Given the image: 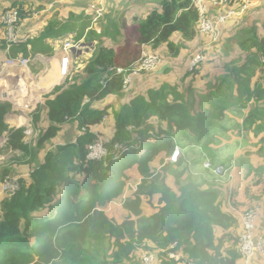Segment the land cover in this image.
Here are the masks:
<instances>
[{"label": "trees", "instance_id": "obj_1", "mask_svg": "<svg viewBox=\"0 0 264 264\" xmlns=\"http://www.w3.org/2000/svg\"><path fill=\"white\" fill-rule=\"evenodd\" d=\"M17 4L13 7L20 6ZM160 4L161 9L153 10L146 19L130 26L123 23L124 40L116 49L102 45V37L109 36L113 23L101 33L90 31L87 44L95 36L99 43L84 75L54 88L56 97L46 102L50 125L42 130L35 147L26 142V127L13 128L5 121L12 105L0 101V138L7 132V146L20 151L28 164L36 161L38 152L64 124L77 122L82 131L75 142L49 150L44 161L33 167L30 179H19L20 188L0 200V264H143L137 256L139 249L156 250L159 264H239V220L223 210L221 190L215 185L203 187L202 178L191 175L182 156L173 164L177 192L162 181L157 186L156 213L143 215L142 203L148 194L144 185L124 202L129 217L123 222L118 223L105 210L122 194L128 168L137 164L146 178L150 163L161 152L170 156L177 144L197 147L215 139L213 132L222 126L231 108L245 109L251 104L245 121L264 118V107L258 105L264 101V63L260 59L264 36L253 29L239 31L228 41L224 37L218 44L215 56L223 59L224 75L215 77L206 92L193 93L192 88L163 83L134 96L120 109L92 107L108 96L123 95L124 77L116 69L131 71L142 58L144 45L158 48L166 44L169 53L178 56L184 44L173 42V34L181 33L185 41L197 37L199 13L193 0H161ZM18 11L22 18L29 15L22 8ZM82 20L77 15L62 22L51 20L37 37L12 43L2 40L0 50L9 47L12 57L51 54L45 40L77 29L76 40H80L90 24ZM234 44L237 56L231 53ZM196 70L197 66L192 73ZM110 108L115 131L110 140H104L90 127L101 123ZM38 112L35 124L40 119ZM99 139L107 154L89 159L88 146ZM252 180L261 189L252 192L245 188L244 199L250 205L264 199V173L255 171ZM170 254L181 257L175 260Z\"/></svg>", "mask_w": 264, "mask_h": 264}, {"label": "rangeland", "instance_id": "obj_2", "mask_svg": "<svg viewBox=\"0 0 264 264\" xmlns=\"http://www.w3.org/2000/svg\"><path fill=\"white\" fill-rule=\"evenodd\" d=\"M17 1H26V3H23L19 7L15 6V8H22L24 11L26 10L29 11V13L31 14L33 13L32 16L27 17L24 21V18L21 17L22 22H24V25L22 27V33L28 36V34H36V29L38 28V25L43 19L45 20L47 18V15L50 13L52 14L50 20H58L61 22L67 19L65 16H67L69 12H73L70 13V15H82L83 17H88L89 22L90 18H93V22L95 19L98 20L101 18L100 21H103V24H106L108 21L109 23L111 22L110 20H112V17H115L120 18L119 20L123 21V23H127L131 21L135 13H141V9L145 5H152L154 4L155 0H93L88 3L83 2L82 0H75L66 4L65 8L62 11H60L58 8L57 10L51 12L44 11V9L47 8V0ZM145 1L147 3L141 5L142 2ZM0 3L2 7H6L10 3L12 4V0H0ZM38 6H42L43 9L37 11ZM238 8L239 6L237 5V9ZM32 9L35 10V12H32ZM224 10V6H213L211 12L214 11L215 13L211 14L213 16H217ZM258 13L264 14V0H261L258 5L250 7L248 13L241 14L236 18L230 19L228 23L222 25L220 27L219 38L217 40H214L212 37L199 34L200 37L197 38V41L187 43L185 40L183 41L180 36H175L174 40L177 41V43L184 44V47L181 48L180 55L172 56L169 52H166L165 49L159 50L157 54L160 55L161 62L163 61L162 65L159 67L157 66L158 68L152 72L141 74L137 82L129 88L130 90L128 89V93L130 94V92L138 91L139 89L145 92L146 88H159L163 83H176L180 87L188 85V79L182 81L183 77L185 76L184 73L186 71H189L190 69H193L195 66H197L198 70L201 69L199 68L201 66L205 67L201 73L202 75H207V69H214V67L218 65H212V67L209 66V63L212 62L211 60L215 59V52L218 48V44L221 43L223 41V38L229 33H231L233 30H235L239 25L245 23L246 19L256 17ZM141 20L143 19H139V21ZM260 21H264V16ZM260 21H258L257 28L260 32H263L264 27ZM22 33L21 35H23ZM30 37L34 38V36ZM118 40L120 39L118 38ZM85 46L87 47L86 44ZM92 49L93 46L89 48V52ZM4 59L5 57L2 58V61ZM196 59L199 60L193 64ZM37 60L38 59L31 58V65L29 66V69L33 72L37 84H39L40 87L45 88L47 87L45 83L39 82L41 79V74L39 73V71H41V69L43 68L46 69V73H51V63L50 61H47L44 63V66H41L40 62ZM81 63V61L75 63L74 69L79 68ZM57 81L59 85L55 84L53 86L54 88L56 86H60V84L63 85L61 81H59V77ZM48 84L51 85L50 82H48ZM53 91L51 92L50 90H45V93L42 94V97L46 99V97L52 96ZM13 93L17 94L16 92H12V94ZM24 102L26 103L25 105H23V107L25 109H29L30 105H34L35 100L33 99V102L32 100H26ZM115 102L117 103L116 106L120 108V101L117 100ZM258 105L259 107H264V101H262ZM252 106L253 105L250 104L245 109H239L236 107L231 108L227 113V119L222 123V126L213 132V134H215V139H212L211 141L207 139L203 142L202 145H197V147L193 145L187 146V142L185 144V146L187 147L177 144V146L180 147L182 153L185 151V149L193 147L191 154V160L195 162L193 173H200L194 177L201 175V182L208 183L210 185H221V183L227 182V179L230 175H233V181L236 186L238 184L239 186H244L245 188L247 185V187L252 192H255L256 190L259 191V189H261V186H253L251 176L249 177L250 171L257 165H261L264 162V140L258 138L260 134L264 135V118H258L255 120V122L245 121L246 116L248 115ZM31 108L32 107H30L29 110H31ZM33 109L34 108H32L31 112L33 111ZM16 113L21 115V118L23 116H26L25 120H23L19 124L9 121V126L13 128H19L23 126L29 128L27 131L28 133L26 140L28 141V143H30L32 147H35L37 145L42 130H36L34 127L33 129L32 127H30V123L32 121L31 113H28L26 111H18ZM28 117L29 119L31 118L30 123ZM42 125L46 127V123L43 122ZM110 125L111 122L109 121V124H106L103 127L106 132H104L105 134L104 136L102 135L101 138L104 140H108L106 137H108V133L110 132ZM75 128V126H71V128L64 130V132H62L56 139L46 142L43 146V149L38 152L36 161L32 164L27 163V157L22 156L20 151L12 150L7 146L8 133L5 132L0 138V184L5 177H13L18 179H20L21 177H27L29 168L35 166L39 162L44 161L45 155L51 147L56 146L59 143H66L70 142L71 140H74ZM205 156H208L211 160L216 163H220L221 161L226 162L224 164L226 171L223 177H216L212 174L203 175V173L201 172V163ZM152 162L153 163L150 164L148 176L145 179L141 178L140 181L137 180L140 177L139 174H141L138 172V170L137 172L134 171L133 174L127 175L128 172H131L135 168L137 169L136 166L133 165L134 167L131 166V169L128 168V171H125L127 179L130 178L128 179L129 185L136 184L139 182L143 184L145 182H148V194H146L145 199L147 201H152L151 203L148 202L151 206L152 204H156V193L158 191L157 186L159 187L160 183H162V180L164 179V181L166 183L168 182L169 185L173 184L171 170L169 169L168 171H165L169 168V166L167 165L165 166V168H162V166H160L159 164V158L153 160ZM166 163H168L167 158ZM141 175L144 176L143 174ZM1 198L2 196L0 195V199ZM233 198H235V196H233ZM121 199L122 197L116 198L115 200H113L115 201V203H113L109 207L107 206L106 208H108L109 215L113 217L112 219H114L115 221L117 220L122 222L127 217V211L126 208L123 207V204H121ZM254 207H257L256 203L250 205L247 209H251ZM145 208L146 215L152 214L154 211L148 206L147 202H145ZM150 246L152 247L151 244ZM151 252H153L156 257V253L154 251Z\"/></svg>", "mask_w": 264, "mask_h": 264}, {"label": "crops", "instance_id": "obj_3", "mask_svg": "<svg viewBox=\"0 0 264 264\" xmlns=\"http://www.w3.org/2000/svg\"><path fill=\"white\" fill-rule=\"evenodd\" d=\"M73 1H75V0H47L46 1L47 8H45L44 11L45 12H51V11L57 10L58 8H59L60 11H62L65 8V5L66 4H68L70 2H73ZM82 1L88 3V2L93 1V0H82ZM260 1L261 0H251L250 7H253V6L258 5L260 3ZM15 2H18L19 3V4H17V6L18 5H21L23 3H26V1L12 0V4L10 3L6 7H2L1 6V3H0V16H1L2 12H4L5 10H7L10 7H13V3H15ZM160 2H161V0H155L154 1V4H152L150 6L149 5H145L141 9V13H135V15L132 17L131 21L127 22L126 24L128 26H130V25L134 24L136 21H139V19H146L147 16L153 10H155V9L160 10L161 9ZM146 3H147L146 1L145 2H142L141 5L146 4ZM205 3L208 5V7L210 9V12H211V10L213 8L212 3L209 0H207ZM38 8H37V11H40V10L43 9L42 6H38ZM248 10H247L246 13H248ZM32 12H35V10H33ZM70 13H73V12H69L68 15L65 16L67 19H69ZM211 13H215V12L212 11ZM32 15H33V13L32 14L29 13V15L27 17H30ZM51 16H52L51 13L48 14L47 15V18L45 20L43 19L44 21L42 20L40 22V24L38 25V28L36 29V34H34V35H29L28 34V36H26V35H24L22 33V31H23L22 27L24 25V22H22V24H21V29H22L21 30V33L23 34V36L26 39V40L24 39L23 41H27V39L31 38L30 36L37 37L39 35V33L51 21L50 20ZM78 16H82V15H78ZM238 16H235L233 18H236ZM263 16H264L263 13H258L256 15V17H251L249 19H246L245 23L239 25L235 30H233L231 33H229L227 36H225L226 37L225 40L228 41L229 37L237 35V33L239 31H242V30L243 31H248L250 29H253L259 36H264V31L263 32H260L259 29L257 28L258 21L262 20ZM26 18H24L23 21ZM83 19H84V21L86 23H90L87 26V28L84 30V34H83L82 38L80 40H78V41H81V43L84 46H85V43L88 42L86 40V38L92 36V34L90 33L91 30L92 31H95L96 33H101L102 30H103V28L105 26H109L112 23H113L114 26L113 27H110V34H109V36H103L102 37V42H103L102 45L103 46H106V47H113V48L116 49L118 47V45L123 42V40H124L123 37L125 35V33H124L125 30L123 28L124 27L123 21H120L119 20L120 18L112 17V20H110L111 22L109 23V21H108L106 24H103V21H100L101 18L98 19V20L95 19L94 22L92 21L93 18L92 19L91 18L89 19L90 22L88 21V17H83ZM66 20H64V21H66ZM84 21L82 20L80 22H84ZM260 22L263 24V27H264V21H260ZM35 23H36V21H35ZM226 23H228V21ZM0 29H1V31H0V42H1L2 40H6V28L2 24L1 19H0ZM28 33H29V31H28ZM79 33H80V30L77 29V31L76 30H73L70 33H67L66 35H64L62 37H57V38L50 37V38H47L45 40V44L52 49V53L51 54H48L47 52H44V53H38V54H36L34 56L30 55L31 57L28 56L30 59L31 58L38 59L37 61L40 62L41 66H44V63L45 62L50 61V63H51V68H50L51 69V73H49V74L46 73V69H43V68L41 69V71H39V73L41 74V76H40L41 79H40L39 82L40 83H45V85L47 87H45V88L43 87L42 88V87H40L39 84H37L36 78L34 77L33 72L30 71L29 67H27L25 69H22L23 72L20 73V75L24 76L23 79L28 83L27 84V88L33 90L34 87L36 86L37 89L35 91L36 92L37 91H40V93H39V95H35V103H34V105H31L32 108H34L32 112H31L32 108H31V110H29L30 109V106H29V109H25L23 107V105H25V103H26L24 101H20V105H18L17 107H15V106L12 105L11 111L9 113H7V115L5 117V121L7 123L10 121V122H15V123L19 124L20 122H22L23 120H25L26 116H23L21 118V115H19L16 112H18V111H26L28 113H31V117H32L31 123H30L31 118L29 119V117H28V120H29V123H30V127H32V129L34 127L36 130H43L42 128L46 129L50 125V123L48 121L49 107L47 106L46 102L49 99H51V100L54 99L56 97V94L53 93L52 96L46 97V99H44L42 97V94H44L45 93V90H47V89L50 90L51 92L54 90V87L53 86L55 84H58V81H57L58 80V77H59V81H61V83L64 84L65 82H68L70 80L71 81L74 80L77 76L81 77L82 75H84L85 68L87 67L90 59L93 56L94 50H95L97 44L99 43V40H98L97 36H95V40L89 42V43H91V42L93 43V49L90 52H89V48H87L86 46L84 47L83 50H77V51L76 50H73V58H72V63H71V72L72 73H71V76L68 77L67 79H65V81L63 82L62 79L60 78V75H59V68H60L61 58H62V45L67 40L77 41L76 38H77V35ZM73 36H74V38H73ZM175 36H180L181 39L184 41V38H182L181 33H175L171 37V40L173 42H175L176 44H178V43H177V41L174 40V37ZM198 37H200L199 34H197V37L194 40H192V41H186V42L187 43L195 42V41H197V38ZM118 38L120 40H118ZM28 46H29V48L31 47L30 45H28ZM233 47L235 49V52H231V53H233L234 56H237V54H238L237 44H234ZM161 49H165L166 52H169L166 44L161 45L158 48H153V46H151V45H144L143 46L142 57L144 55H149V54H156V55H158L157 53ZM180 53H181V50L179 52V55H180ZM19 56H21V55H19ZM158 56H160V55H158ZM3 57H5V59L2 61V58ZM9 57H12L11 56V53H10V48L9 47H7V49H5V50H0V65H2ZM78 61H81L82 63L80 64L79 68H77V69L75 68L74 69V64L77 63ZM211 61L212 62L209 63V66L210 67H212V65H216V64H218V65H216L214 67V69H212V68L211 69H207L206 70V72L208 73L207 75L206 74L205 75H202V73H201L202 70H204L205 67H202L201 66L200 67L201 69L200 70L197 69L195 74H193L192 73V69H190L189 71H186L184 73L185 76L183 77V80H182V81H185L186 79H188L189 80L188 81V85H184V86H181L180 87L178 84H176V83L175 84L178 85L180 89L192 88L193 93H196L197 91L206 92L208 90V87L209 86H210L209 88L213 87L212 84L216 80L215 77H218L220 75L221 76L224 75L223 74V72H224V70H223V67H224L223 66V59L220 60L219 57L216 58V56H215V59H212ZM219 61H221V62L219 63ZM162 63H163V61L158 65V67L161 66ZM219 66H221V67H219ZM143 73L146 74V73H149V72H141V73H138V74L133 75L132 80H131V83L127 87H124V89H123V95L122 96H117V95L108 96L104 100H101L99 102H95L92 107L93 108H98V109H103L104 107H106L108 105H112V106L116 107L117 109H120L121 107L118 108L116 106L117 103L115 101H117V100L120 101L119 103H121V106H122L123 104L130 103V100L134 96L139 95V94H146L147 90L150 89V88H152V87L146 88V91L145 92L142 91L141 89H139L138 91H132V92H130V94L128 93L129 92L128 89L134 83L137 82V80L140 78L141 74H143ZM48 82H50L51 85L48 84ZM168 84H170V83H168ZM171 84H174V83H171ZM60 86H61V84H60ZM66 87H68V86H66ZM43 89H45V90H43ZM86 101H88V100H86ZM37 108H39V109L36 110ZM112 110L113 109L110 108L109 115H107L103 119V121L101 123L92 125L90 127V131L93 132L96 135H99V136H102L103 135L104 136V134H105L104 132H106V131H105V129L103 127H104V125L109 124V121H110L111 122L110 132L108 133V137H106L108 140H110L114 136V131H115V119H114V114H113ZM36 112H38V114H40V119L35 124V122H34V120H35L34 119V115L36 114ZM43 122L46 123V127H44L42 125ZM71 126H75L76 128H75L74 140H71L70 142H75L77 140V137L82 133V131L78 128V123L77 122L64 124L63 127H62V129L58 132V134L54 138H52L51 140H54L57 137H59V135L62 132H64V130H67L68 128H71ZM28 129L29 128H27V130ZM260 133H262V132H260ZM263 136H264L263 134H260V136L258 138L259 139L261 138V140H264V137ZM26 142H28V141L26 140ZM66 143H69V142H66ZM66 143H59L58 145H65ZM56 146L51 147L50 150L53 149V148H55ZM187 146H185V147H187ZM259 148H261V147H259ZM192 150H193V148L185 149V151L183 153H181V156L184 157L186 166L189 169V172H191V175L196 176L197 174H200V173H193L195 162H193L191 160ZM168 157L169 156H166V153L165 152H161L159 154V156H157L155 159L159 158V164H160V166H162V168H165V166H167V165L169 166V168L167 170H165V171H168L169 169L171 170L172 178H173V184L172 185H169L168 182L166 183L164 181V179L162 181L165 182L173 191L177 192V188L175 186V178H174V170L177 169V167L173 165L175 163H169V162L166 163V158H168ZM206 160H211V159L208 156H205L203 158L202 163H201V172L203 173V175H205V174H212V175L216 176L211 170H208V169H206L204 167V162ZM211 161L213 162L214 165H223L224 166V164L226 163L225 161H221L220 163H216L213 160H211ZM223 162H225V163H223ZM151 163H153V162H151ZM134 166H136L137 169L136 168L133 169L131 172H128L127 175L133 174L134 171L137 172V170H138L137 164H135ZM33 167L29 168L27 177H21V178H24L26 180H29L30 179V173L33 170ZM255 171H259L261 173H264V162L261 165H257L256 167H254L250 171L249 177L251 176L252 185H253L252 173H254ZM138 172H139V170H138ZM139 175H140V177L137 179L138 181H140L141 178H144L145 179L144 176H142L141 174H139ZM186 176H188L187 173L185 174V177ZM200 176L201 175H198L197 177H200ZM233 177H234L233 175H230L229 178L227 179V182H223V183H221V185H215V186L218 187L221 190L222 197L225 199L224 200V203H223V206H224L223 207V210L226 211V212L232 213L239 220L238 234L240 235V233L242 232V227H243V225H242V215H243V213L246 210H248L247 208L250 206V204H246L245 199H244V190L247 187V185H246L245 188H244V186L241 187L238 184L236 186L234 184ZM128 179H130V178H128ZM128 179L126 180V184H125V187H124V190H123L122 194L119 196V197H122L121 204H123V207H125L124 206V202L128 198L133 197L134 193L137 191V189L139 188V186L143 184V183L139 182V183H136V184H130L129 185ZM145 181H147V180H145ZM147 183L148 182H145L143 185L147 187L146 189L148 191V184ZM203 187H210V184L205 183ZM256 187H258V186H256ZM235 189H237V190H235ZM256 191H258V190H256ZM0 195L2 196V198L5 196L4 194H2L1 189H0ZM156 196H157L156 204H152V206L149 205V203H148V202L151 203L152 201L151 200L150 201H147L145 199L146 195L144 196V201L142 203L143 215H145V216H151L152 214H154V213H156L158 211L155 208V206L159 205V203H158V200H159V197H160L159 193H156ZM233 196H235V198H233ZM229 199L231 200V202L229 201ZM235 200H236V202H235ZM145 202H147L148 206L154 210L152 214H149V215H146L145 214V212H146ZM113 203H115V201L110 202L108 204V207L111 206ZM256 205H257V207H254V208H256V210L258 211L257 233H259L261 230L264 229V199H262L261 202L256 203ZM105 210H106V213L108 214V216L111 217V218H113L111 215H109L108 208H106ZM128 217H129V212L127 211V217L126 218H128ZM117 222L118 223H121V221H117ZM219 233H220V231H219ZM146 252H148V251H146V250H140L139 249V251H137V256L141 259L142 256H143V254H145ZM154 252L157 253L156 250H154ZM152 264H159L157 262V258L155 259V261ZM239 264H244L242 259L239 260ZM248 264H264V257H262V255H260L259 253H257V254H255L253 256V258L251 259V261Z\"/></svg>", "mask_w": 264, "mask_h": 264}, {"label": "built area", "instance_id": "obj_4", "mask_svg": "<svg viewBox=\"0 0 264 264\" xmlns=\"http://www.w3.org/2000/svg\"><path fill=\"white\" fill-rule=\"evenodd\" d=\"M207 0H193V5L197 8L199 13L198 22L196 25L198 34L212 37L214 40L219 38L220 27L235 16L245 14L250 7V0H209L214 7L224 6L225 10L217 16H213L208 5ZM237 5L239 8L237 9ZM236 8H235V7ZM2 24L6 28V40L9 43L16 41H23L25 37L21 35V16L17 8L10 7L0 16ZM26 40V39H25ZM84 45L81 41L67 40L62 45V58L59 68V75L62 81L71 76V63L73 58V50H83ZM264 63V52L260 57ZM199 59H196L197 62ZM161 63V57L156 54L144 55L134 68L128 71L124 68L116 69L117 74H122L124 77V87H127L132 80L133 75L141 72H151L157 68ZM31 59L29 57H9L2 65H0V101L10 102L11 105L17 107L20 101H15L12 98V92H18L22 89L27 90V82L20 75L22 69L29 67ZM30 107H32L30 105ZM28 131V130H27ZM26 131V134L28 133ZM181 149L175 146L171 155L167 158L169 163H177L181 157ZM107 154V148L104 141L99 139L88 146V158L97 160L102 159ZM204 167L211 170L217 177H222L225 174V167L223 165H214L211 160L204 162ZM20 188L18 178L5 177L0 184L2 194L11 196ZM231 202V200L229 199ZM257 218L258 211L254 208L246 210L242 215V232L239 237V252L244 264H248L253 256L257 253L264 257V229L257 233ZM171 258L178 260L180 254H170ZM153 252H146L143 254L141 261L143 264H152L155 259ZM194 264V263H193ZM196 264V263H195Z\"/></svg>", "mask_w": 264, "mask_h": 264}, {"label": "bare ground", "instance_id": "obj_5", "mask_svg": "<svg viewBox=\"0 0 264 264\" xmlns=\"http://www.w3.org/2000/svg\"><path fill=\"white\" fill-rule=\"evenodd\" d=\"M54 82V81H53ZM37 89V87L35 86L33 90L31 89H27L25 91H23L24 89L20 90L19 92H17V94L13 93L12 94V98L15 101H26V100H35V95H39L40 91H35ZM44 90V89H43ZM48 90V89H47ZM30 102V101H29Z\"/></svg>", "mask_w": 264, "mask_h": 264}, {"label": "water", "instance_id": "obj_6", "mask_svg": "<svg viewBox=\"0 0 264 264\" xmlns=\"http://www.w3.org/2000/svg\"><path fill=\"white\" fill-rule=\"evenodd\" d=\"M86 45H88L87 47L90 48L91 46H93V43H89V44L86 43Z\"/></svg>", "mask_w": 264, "mask_h": 264}]
</instances>
